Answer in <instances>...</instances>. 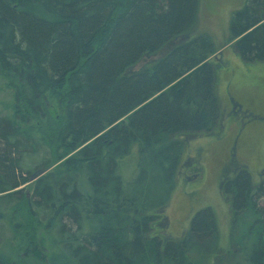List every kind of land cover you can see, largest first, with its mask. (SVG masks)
I'll return each mask as SVG.
<instances>
[{
	"label": "trees",
	"instance_id": "obj_1",
	"mask_svg": "<svg viewBox=\"0 0 264 264\" xmlns=\"http://www.w3.org/2000/svg\"><path fill=\"white\" fill-rule=\"evenodd\" d=\"M199 2L0 0V264H264V183L243 166L221 186L226 249L209 207L160 234L184 140L222 119ZM227 45L264 61V0L232 13Z\"/></svg>",
	"mask_w": 264,
	"mask_h": 264
},
{
	"label": "rangeland",
	"instance_id": "obj_2",
	"mask_svg": "<svg viewBox=\"0 0 264 264\" xmlns=\"http://www.w3.org/2000/svg\"><path fill=\"white\" fill-rule=\"evenodd\" d=\"M243 3L244 0L199 2L197 22L190 36L206 34L218 49L210 61L221 64L216 74V93L222 119L214 133L195 135L184 140L175 187L164 211V230L160 233L168 239L183 238L194 213L209 207L216 218L218 245L226 249L231 210L229 200L221 189L223 180L233 177L237 166H243L254 185L264 183V61L243 62L235 50L227 45L230 17ZM158 56L145 57L135 70ZM229 97L241 105L242 110L239 112L249 110L257 114L258 121L247 124L239 135L236 133L237 122L229 109ZM8 103L9 95L3 92L0 95V110ZM239 116L242 114L239 113ZM195 168H199L198 177L192 175ZM260 205H264V199ZM35 239L40 244L37 235ZM214 264L223 262L215 260Z\"/></svg>",
	"mask_w": 264,
	"mask_h": 264
},
{
	"label": "flooded vegetation",
	"instance_id": "obj_3",
	"mask_svg": "<svg viewBox=\"0 0 264 264\" xmlns=\"http://www.w3.org/2000/svg\"><path fill=\"white\" fill-rule=\"evenodd\" d=\"M233 100H234L233 98L229 97V106H230L229 109H230V112L233 114V118L237 122L238 131L236 133H237V135H239L247 124L254 123V122L258 121V120H256L257 114L255 115L254 111L251 112L249 110L244 111V112H241V111L239 112V110H242L241 105L238 102H234ZM239 113H241L242 116H239ZM233 143L234 142H232V144ZM231 154H232V152H231Z\"/></svg>",
	"mask_w": 264,
	"mask_h": 264
},
{
	"label": "water",
	"instance_id": "obj_4",
	"mask_svg": "<svg viewBox=\"0 0 264 264\" xmlns=\"http://www.w3.org/2000/svg\"><path fill=\"white\" fill-rule=\"evenodd\" d=\"M35 178H32L31 181H33Z\"/></svg>",
	"mask_w": 264,
	"mask_h": 264
}]
</instances>
